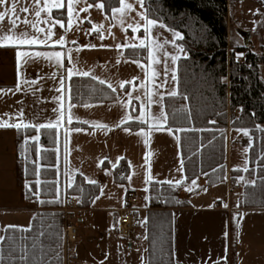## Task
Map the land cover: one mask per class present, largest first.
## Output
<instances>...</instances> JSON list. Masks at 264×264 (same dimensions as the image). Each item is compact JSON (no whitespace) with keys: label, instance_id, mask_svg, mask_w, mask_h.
<instances>
[{"label":"crops","instance_id":"crops-1","mask_svg":"<svg viewBox=\"0 0 264 264\" xmlns=\"http://www.w3.org/2000/svg\"><path fill=\"white\" fill-rule=\"evenodd\" d=\"M10 3L11 0L9 5L0 8V11L9 7ZM83 7L84 4L77 6L78 9ZM139 11H141L140 6L134 3V11L130 16L135 17ZM55 12H63L66 15V9L53 10L52 14L54 15ZM227 13L229 44L231 31L238 36V39L233 40V46L243 45L240 33L248 32L251 36L249 42L251 50L264 55V0H227ZM80 17L84 22L79 26L73 25L66 34V40L76 41V44H66L65 48L73 49L71 55L76 62V69L89 72L88 77L93 80L98 82L104 80L106 86L110 83L115 87L116 99L112 102L88 104L85 107L73 104L66 96L60 104H57L54 98L60 97L61 92L55 89L60 87V80L66 76L65 68L73 67V64L66 59L63 60V67L59 68L44 59L30 60L27 64H23L21 79L38 82L31 86L22 84L20 91H12L18 82L17 49L0 47V120L20 123L19 115L22 112V122L35 129L36 125L61 119V124L56 130L62 135L63 191L73 186L78 176L87 184H90L87 180L96 181L97 195L92 199L89 207L82 209L76 217L78 241L74 264H146V231L143 225L146 219L145 199L149 183L145 181L148 176H151V181H171L174 185L177 181L181 183L184 180L179 138L175 132L165 128L166 125H162L161 130H150L151 118L159 114L162 108L153 103L146 104L142 109L143 89L133 91V84H126L123 90L119 88L121 82L133 81L137 87L147 83L148 87L155 91L145 76V69H148L150 64L149 52L147 51L146 62L139 61L144 65L142 69L133 62L138 60L125 57V50L133 47L117 49V45H138L144 36L143 29L137 33H133L131 29L124 32L121 30V25L112 19L111 12L107 13L104 9L97 10L96 7L88 12H80ZM23 18L22 14L21 19ZM128 22L130 21L125 22L124 27H127ZM92 23L103 25V39L99 38V33L92 30ZM4 26L7 31V18ZM24 30L23 24L16 29L17 32ZM54 32L56 35L53 40H56L63 34V29L57 25ZM169 32L167 29L156 27L152 30V35L160 42H171L173 37ZM239 39L240 43H238ZM89 46L95 47L89 48ZM34 47L38 51L63 50L58 45L54 48ZM77 47L81 49L78 52L75 50ZM170 47V43L165 44L163 49L169 56L173 55ZM160 59L161 64L155 66L160 73L156 83L164 80L163 55ZM171 63L169 59L167 61L169 72L167 77L165 76L167 80L170 78ZM54 73L56 76L52 78ZM261 74L264 78V68ZM70 80H66L68 87ZM129 91L132 92L133 97L140 96L141 99H132L128 107L123 108L121 105L129 101L127 95ZM160 91L165 98L169 96L168 92L172 91V85H165ZM69 105L75 106L69 108ZM58 107L64 113L62 118L53 111ZM141 111L148 113L144 123L146 127L126 131L125 129L129 128L123 125L138 121L130 119L123 125L120 121L125 115L135 118ZM163 111L165 112L164 100ZM69 117L73 118L70 124ZM94 124L107 127H94ZM229 130L230 128H227L226 138ZM140 132H143L148 140L147 147L144 143L145 136L139 135ZM17 137L16 129L0 128V229L3 230L9 226L28 228L35 210L33 203L23 202L16 182ZM57 155L58 151H56ZM122 161L128 167L125 184L116 182L113 176V170ZM225 165L227 182L225 197L213 192L206 197V193L202 191L207 187L203 176L197 177L196 180H199L197 187L191 181L179 191L180 197L187 200L189 207L172 213L173 255L176 264H220L223 261L224 248L226 246L227 251L230 250L231 242H235L236 246L235 264H264V224L262 236L258 233L261 230L260 226L240 224L244 214H264V210L239 209L240 193L233 190L229 181L232 169L227 165V147ZM132 192L139 197L138 221L135 231L128 238H123L118 235L116 229L119 210L125 205L127 195ZM234 211L238 213L236 233L233 237L227 229L225 237L224 221L229 225Z\"/></svg>","mask_w":264,"mask_h":264},{"label":"trees","instance_id":"trees-1","mask_svg":"<svg viewBox=\"0 0 264 264\" xmlns=\"http://www.w3.org/2000/svg\"><path fill=\"white\" fill-rule=\"evenodd\" d=\"M88 2L94 4L96 0ZM102 2H105L107 13L110 7L118 6L117 0ZM144 6L149 18L157 19L158 23L183 36L177 42L186 51V58L177 61L178 95L164 98L165 128L178 135L184 180L178 185L149 182L143 225L146 264H176L172 213L189 207L179 191L199 176H203L208 187L224 181L227 128L245 130L252 139L248 149V171L230 170L231 187L238 184L241 188L238 207L240 210H264V131L260 130L264 129V78L261 74L264 55L253 52L250 45L230 46L227 0H145ZM125 57L146 62L147 50L127 48ZM69 87L70 100L75 105L116 99L115 92L108 86L89 77H73ZM123 127L135 130L146 126L129 122ZM180 129L183 131H178ZM37 136L38 141L34 139ZM25 139L29 140L26 145ZM17 140V186L23 202L33 203L35 210L28 228L6 227L0 232L3 238L0 264H65L64 219L59 209L67 197H76L81 209L89 207L98 193V186L87 184L78 176L73 186L63 191L62 135L56 129L36 131L29 127L18 131ZM25 147L26 158L21 155ZM127 174L124 161L113 170L115 181L121 184L126 183ZM230 227L234 237L237 222L232 219ZM230 248L227 264H235V242H231ZM25 253L22 261L20 257Z\"/></svg>","mask_w":264,"mask_h":264},{"label":"snow or ice","instance_id":"snow-or-ice-1","mask_svg":"<svg viewBox=\"0 0 264 264\" xmlns=\"http://www.w3.org/2000/svg\"><path fill=\"white\" fill-rule=\"evenodd\" d=\"M119 7H110L111 17L117 23L121 25V30L127 32L128 29H131L133 33H137L143 29L144 36L140 39L139 44H124L117 45V49H122L125 47H133V48H143L149 52L148 59L150 60V64L148 65V69H145V76L148 78L149 83L152 84V87L155 91H152L147 83H142L138 87L134 85L133 81H125L119 84V88L121 90L125 89L126 84H133V91H139L143 89L142 96L143 101L141 103V108L143 109L145 105H151L153 103L160 105L162 111L156 116L151 118L150 130H161L162 125L167 124V114L163 111V100L164 94L160 91L167 83L168 80L165 79L160 83H156L155 81L159 78L160 73L156 70V65L161 64L160 56L164 57V73L167 77L169 68L167 66V61L170 59L173 64L176 63L178 59H180L177 55L169 56L166 52L163 51L165 44H171L173 47L177 48L180 53H184L185 50L182 47H179L176 44L177 40H182L183 36L180 35L179 32H173V40L160 42L159 39L152 35V30L156 27L164 28L163 24H159L157 19L149 18V15L143 11L145 0H117ZM134 3L138 4L141 8V11L136 13L135 17H131L130 13L134 11ZM84 4L85 7L77 8L78 5ZM5 5H9V0H0V8H3ZM19 5V7H18ZM96 7L97 10H103L105 8V2L102 0H96L95 4L88 3V0H11L10 6L5 10L0 11V47H15L16 50V64H17V78L18 82L14 90L12 91H20L22 84H28L29 86L36 84L37 80H27L21 79L20 72L23 64H27L31 61H39L41 59L47 60L49 63L53 64L56 67H63V60H68L73 64L71 69L65 68L66 76L60 80V87L55 89L58 92H61L60 97H56L55 102L60 104L61 101L65 99L67 96L70 99L71 89L66 85V80L71 79L74 75H82L84 77H88L90 75L89 72L84 71L81 72L75 68V61L71 55L73 49L65 48L66 44L75 45L76 41H67L66 34L73 27V25L79 26L80 23L84 21L80 17V12H88L91 8ZM66 9V15L61 12L59 15L54 16L53 10H62ZM23 14V19H21V15ZM31 17V18H29ZM7 18L8 27L7 31H5L4 22ZM127 23V27H124L125 22ZM89 23L91 21L89 20ZM23 24L25 26V30L21 32H17L16 29ZM43 25V26H42ZM59 25L61 29H63V34L59 36L58 39L53 40V37L56 35L54 32L55 27ZM29 29L31 31H29ZM92 30L99 33V38L103 39V25H98L92 23ZM88 34V33H86ZM109 34H111L109 30ZM59 46L62 51H38L35 50L34 46H46L52 47ZM151 46V48H149ZM95 46H89V48H93ZM77 52L81 49L77 47L75 49ZM186 58V54H185ZM137 64L138 67L144 69V65L139 61H133ZM119 63V61H118ZM150 70V74H149ZM56 74H53L52 78H55ZM171 79L172 81H176L177 77L175 74V69L171 70ZM100 84H105L104 80L99 81ZM108 87L111 88L112 92H116L117 89L113 87L110 83ZM129 97L128 103H124L121 105L123 108H127L128 104L132 99L140 100V96L133 97L132 92L129 91L127 93ZM170 97H176L178 95L177 91L172 90L168 92ZM75 105H69L70 107H74ZM87 107L88 105H84ZM57 112L58 115L62 118L64 113L60 111V108H56L53 110ZM148 116V113L145 111H141L139 115L135 118L125 115L123 119L120 121V124L128 122L130 119H136L141 125H144L145 118ZM10 119H12L10 117ZM20 123H9L5 120H0V128H14L17 131L22 129H28L29 125L23 123V113L21 112L19 115ZM72 117H69L68 123H72ZM82 123H88L87 121H82ZM214 123V121H213ZM61 124V119H57L55 121H49L48 123H42L40 125H36L35 130L40 131L41 129H58ZM94 127L106 128V125L102 124H94ZM126 131H130V129H125ZM264 131V129H260ZM71 131V130H70ZM75 131H80V129H75ZM178 131H183L180 129ZM141 136H145L143 132L138 133ZM243 135L251 137L247 131L243 132ZM36 141L39 140V137H34ZM24 145L29 143V140H24ZM145 146L148 145V140L145 136L144 139ZM23 147V145H22ZM122 159V158H121ZM147 162L148 157H145ZM181 167H183V162L181 161ZM242 171H248L247 167L242 169ZM87 179V178H86ZM151 176H148L145 183L151 182ZM90 184H95L94 180H87ZM39 183V181H37ZM163 183L172 184L171 181H165ZM180 181H177L178 185ZM193 185H195V181H192ZM246 183H249L246 181ZM31 191V189H29ZM191 191L192 189H188ZM59 195V192L57 193ZM43 203V201H38ZM13 226H9L12 228ZM7 230V229H6ZM17 231H30V229H16ZM3 238L0 237V241ZM25 255H22L20 259L25 260ZM3 257L0 256V260Z\"/></svg>","mask_w":264,"mask_h":264},{"label":"rangeland","instance_id":"rangeland-1","mask_svg":"<svg viewBox=\"0 0 264 264\" xmlns=\"http://www.w3.org/2000/svg\"><path fill=\"white\" fill-rule=\"evenodd\" d=\"M159 24H161V23H159ZM163 29H167V31H170L169 32L170 35H172L173 32H176V31H173L171 29H168L166 26ZM172 37H173V35H172ZM230 39H231V41H230L231 42L230 43L231 45L230 46H233V42H234L233 40L238 39V36H236V33H234L233 31H231ZM177 41H176V44L179 47H182L183 48V46L181 44H179ZM240 42H241V40L239 39L238 40V43H240ZM249 45L251 46V44H249ZM170 51L173 52V55H177L180 58L181 57H184L185 54H186V51L184 53H180L177 50V48L173 47L172 45L170 47ZM242 60H243L242 57H240L239 58V61L241 62ZM177 61H176L175 64L171 63V65H170V73H169L170 74V78L168 80V83L166 84V85H168V84L172 85V90H175V91H176V81L174 82L171 79V70L172 69H175V74H176ZM164 80H165V74H164ZM244 131L245 130H233V129H230L229 132H228V135H227V138H226V143H227L226 144L227 145L226 146L227 147V165L231 169H236V168L244 169L245 167H247V162H248V149H249V146L251 145L252 139L250 140L249 137H246L245 135H243V132ZM26 150H27V147H25V149H23L21 151V155L23 157H25V158L28 157V153H27ZM196 179H194V180H195V185L197 187L198 184H199V180H196ZM236 187L239 188V190H236V192L238 191L241 194V188H240V186L238 184H236L233 187V190ZM202 191H203V193H206V197H208V194H210L212 192L213 193H216V194H219V195H222L223 197H225L226 194H227V182H226V179L221 184L219 183V185L214 186V187H208L207 186ZM204 191H206V192H204ZM234 195H232V197ZM143 196H144V194H143ZM232 214L233 215H232L231 218L238 223V219H237L238 218V213L234 211ZM230 222L231 221L229 220V225H228L226 223V221H224L225 237H226V234H227L226 233V230L227 229L229 230V232L231 234V231L232 230H231V227H230ZM240 224H242V225L255 224L257 226H260L261 227V230L258 233H259L260 236H262L263 235V227L262 226L264 224V214H255V213H252V214H244ZM2 231H3V228L0 229V232H2ZM225 249H226V246L224 248V255H223V259H222L223 261L220 264H227V263H229L230 256H231V251L228 250L229 251V254H227L228 251H227V249L226 250Z\"/></svg>","mask_w":264,"mask_h":264},{"label":"built area","instance_id":"built-area-1","mask_svg":"<svg viewBox=\"0 0 264 264\" xmlns=\"http://www.w3.org/2000/svg\"><path fill=\"white\" fill-rule=\"evenodd\" d=\"M236 115V114H235ZM239 190L238 187L234 191ZM139 197L136 193H129L125 205L119 210L117 233L123 238H128L135 231L138 221L137 208ZM59 211L63 214V241H64V263L74 264L76 261V244L78 241V228L76 217L82 211L77 205L76 197L64 199Z\"/></svg>","mask_w":264,"mask_h":264},{"label":"water","instance_id":"water-1","mask_svg":"<svg viewBox=\"0 0 264 264\" xmlns=\"http://www.w3.org/2000/svg\"><path fill=\"white\" fill-rule=\"evenodd\" d=\"M240 36L242 38L243 46L248 47L251 39L250 34L248 32H241Z\"/></svg>","mask_w":264,"mask_h":264}]
</instances>
